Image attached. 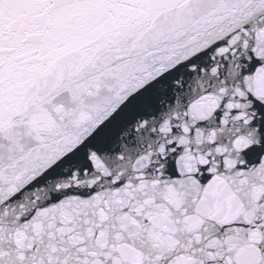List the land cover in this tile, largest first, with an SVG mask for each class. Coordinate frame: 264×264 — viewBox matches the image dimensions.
Instances as JSON below:
<instances>
[{"label": "snow or ice", "instance_id": "1", "mask_svg": "<svg viewBox=\"0 0 264 264\" xmlns=\"http://www.w3.org/2000/svg\"><path fill=\"white\" fill-rule=\"evenodd\" d=\"M0 264H264V0H0Z\"/></svg>", "mask_w": 264, "mask_h": 264}]
</instances>
